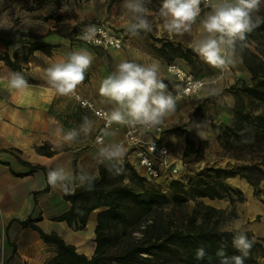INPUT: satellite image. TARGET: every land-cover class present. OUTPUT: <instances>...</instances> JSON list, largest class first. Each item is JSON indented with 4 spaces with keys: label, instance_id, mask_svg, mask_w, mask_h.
<instances>
[{
    "label": "crops",
    "instance_id": "0c3cea01",
    "mask_svg": "<svg viewBox=\"0 0 264 264\" xmlns=\"http://www.w3.org/2000/svg\"><path fill=\"white\" fill-rule=\"evenodd\" d=\"M52 4L51 0L38 6L34 0H0V55L9 54L14 60L17 54L20 64L18 69H13L0 59V113L3 115L0 122V264H46L56 256V248L45 243L38 231L20 224L30 216L41 217L37 226L46 233H57L74 245L78 253L92 257L96 251L98 210L90 214L83 230L75 231L67 222L56 220L72 204L64 198V192L48 184L47 173L54 168L67 169L71 192L83 185L79 179L82 170L98 177L102 164L97 162L99 148L95 136L101 122L71 96L59 95L48 83L45 70L53 63L66 60L74 51L88 50L93 56L92 65L76 91L107 110L114 105L99 95V86L110 73L105 60L97 58L91 47L77 41L78 18L68 16ZM35 41L52 47L47 52L35 50L28 61H22L27 48ZM239 67L240 75L248 78V69L243 63ZM10 72L21 73L29 87L22 91L11 89L5 79ZM222 114L226 125H231L233 108L226 107ZM85 117L92 121L91 134L81 133L75 142L63 143L56 130L78 128ZM112 136L108 132L107 138ZM37 146H46L53 153H38ZM227 181L242 190L244 202L249 204L246 207L243 202L235 204L234 226L236 221L241 222L242 230L251 233L264 247V203L254 195V188L246 179L236 176ZM46 187L48 190L43 192ZM201 199L217 209L232 207L228 198ZM259 264H264V260L260 259Z\"/></svg>",
    "mask_w": 264,
    "mask_h": 264
},
{
    "label": "trees",
    "instance_id": "16d2710c",
    "mask_svg": "<svg viewBox=\"0 0 264 264\" xmlns=\"http://www.w3.org/2000/svg\"><path fill=\"white\" fill-rule=\"evenodd\" d=\"M114 1L110 0L108 9ZM261 37L264 38V23L247 33L245 41H237L235 52L253 79L250 85L243 83V90L253 99L264 102V52L255 53L248 46L252 40L259 43ZM155 40L161 43L157 52L170 63L177 58L192 63V50H185L169 40ZM51 47L35 41L27 48L22 61H28L35 50L47 52ZM15 55L14 60L9 54L0 55V59L18 69L20 64ZM220 138L231 157L242 163L226 168L206 167L188 179H173L166 184L170 189L169 196L156 187L137 190L125 184V179L136 178L145 184L148 181L129 164H119V171L116 168L110 171L112 163L101 165L99 176L90 188L83 184L70 194H64L72 206L56 220L67 222L75 231L85 229L90 214L100 209L95 230L97 246L92 257L78 253L74 245L68 244L57 233L44 232L36 225L41 217L30 216L20 224L38 231L45 243L56 248V256L46 264H219L221 258L216 253L221 248L229 257L242 255L232 245L234 230L226 226L237 218L235 204L244 201V194L227 179L244 178L255 194H260L264 180V112L253 114L244 102L238 101L233 123L224 126ZM198 150L195 141L187 136L183 161ZM36 151L47 155L53 153L47 151L46 146H37ZM113 176L117 178L114 183ZM47 190L48 187L43 192ZM201 198H228L232 207L230 210L217 209L198 201ZM191 199L197 202L188 214L183 208ZM167 208L170 212H165ZM244 232L254 241L244 264H259L260 259L264 260V247L251 233ZM201 247L207 255L203 260H197L196 250Z\"/></svg>",
    "mask_w": 264,
    "mask_h": 264
},
{
    "label": "clouds",
    "instance_id": "9594fccd",
    "mask_svg": "<svg viewBox=\"0 0 264 264\" xmlns=\"http://www.w3.org/2000/svg\"><path fill=\"white\" fill-rule=\"evenodd\" d=\"M261 0H162L159 16L162 27L170 34L183 35L191 33L192 26L199 22L200 37L194 42L193 51L208 65L224 69L233 63L237 41H245L246 34L264 23L256 13L259 12ZM122 7L130 16L127 31L138 36L141 31H152L148 17L151 11L145 0H124ZM68 5L62 8L66 10ZM97 29L89 25L83 31L81 39L91 41ZM93 56L86 49L70 53L66 60L51 64L45 71L48 83L59 95H75L78 85L85 80V74L91 67ZM160 63L153 60L150 64L137 63L134 60H122L116 70L105 77L99 86V95L114 105L103 113L106 125L113 124L147 129L161 125L164 119L176 110L179 96L168 92L167 86L158 79ZM11 89L22 91L29 87L28 81L19 72H10L5 78ZM215 94V90L213 93ZM63 143L75 142L80 134L88 136L92 132V121L87 117L78 128L68 131L58 128ZM97 154V162L112 163L109 170L116 168L122 161L126 149L122 143L101 142ZM70 172L63 168L50 169L47 173L48 184L65 194L71 193L69 185ZM82 184L90 188L96 176L82 170L79 177ZM232 238L233 247L242 255L227 256L223 248L217 250L221 259L219 264H244L254 241L250 240L236 221ZM207 255L203 247L196 250V259L203 260Z\"/></svg>",
    "mask_w": 264,
    "mask_h": 264
},
{
    "label": "rangeland",
    "instance_id": "374dc122",
    "mask_svg": "<svg viewBox=\"0 0 264 264\" xmlns=\"http://www.w3.org/2000/svg\"><path fill=\"white\" fill-rule=\"evenodd\" d=\"M46 1L48 0H34V4L38 6ZM51 1L53 2L52 6L55 8L59 7L61 10L65 4L68 5V8L63 11L68 16L78 18L79 21L75 25L77 26L76 32L78 34L84 25L105 24L124 35L125 46L122 49H102L90 46L80 37L77 38V41L83 45L91 47L97 58L106 61L110 74L116 70V65L122 60H134L141 64H150L153 60H158L160 63L158 79L166 84V90L172 93L173 96H176L182 89V82L176 80L168 73L167 67L170 62L157 52L156 48L160 47L161 43L156 41L155 38L169 40L180 44L185 50H192V63H188L181 58L175 59L172 63L185 69L196 78H205V86L197 94L178 99L175 112L167 116L163 121V139L175 155H183L187 136L192 138L199 147L197 153L191 154L184 161L177 177L188 179L206 167L226 168L242 163L231 157V153L226 151L224 142L220 138L222 129L226 125L222 111L226 107L233 108L234 111L236 103L242 101L249 111L253 114H258L264 112V102L253 99L243 90V83L250 85L253 79L251 74L245 79L240 75L238 70L243 62L236 52L233 54V63L224 69L214 68L205 63L193 51L194 42L200 37L199 22L192 26L191 33L183 35L168 33L163 29L162 20L159 16L162 0H145L146 7L151 11L148 19L152 24V31L150 32L151 34L140 32L138 36H133L127 31L126 26L130 22V16L122 7L124 0H115L110 9H108L110 0ZM256 15L264 18V0H261L260 10ZM259 40V43L252 40L248 45L255 53L264 52V38L261 37ZM213 90H215V94H212ZM116 180V176H113V183ZM124 183L131 185L137 190L156 187L162 194L170 195V189L164 183L158 186L151 182L145 184L136 178L125 179ZM254 195L260 202L264 203V180L261 183L260 194L256 195L254 191ZM198 201L204 202L202 199H198ZM196 202L197 200H189L183 211L188 214L191 213L196 206ZM242 204L243 207L249 205L246 201H243ZM165 212H170V208H167ZM234 223L235 220L229 222L226 228L234 230L236 227ZM108 264L115 263L110 262Z\"/></svg>",
    "mask_w": 264,
    "mask_h": 264
},
{
    "label": "built area",
    "instance_id": "2783aa9c",
    "mask_svg": "<svg viewBox=\"0 0 264 264\" xmlns=\"http://www.w3.org/2000/svg\"><path fill=\"white\" fill-rule=\"evenodd\" d=\"M94 25L97 32L91 41H85L91 46L102 49H122L125 46L124 35L105 24H87L81 28L79 37L87 26ZM167 71L176 80L182 82V89L176 94L179 99L199 93L205 86V78H196L180 66L170 63ZM71 97L84 109L93 113L101 122L100 128L95 136V143L101 147L108 143H122L126 149L125 155L119 164H129L144 177L148 182L155 185L168 184L171 180L178 178L182 165V156L173 153L167 142L163 139V123L154 129H147L141 126L128 127L113 124L106 125L103 113L107 112L104 107L98 106L92 99L85 97L82 93L75 91ZM3 115L0 113V122ZM108 132L113 134L111 139L107 138ZM119 134L118 137L116 135ZM115 163V162H105Z\"/></svg>",
    "mask_w": 264,
    "mask_h": 264
}]
</instances>
